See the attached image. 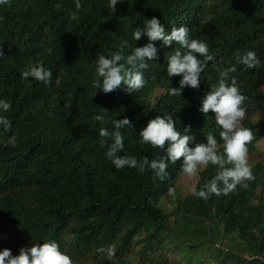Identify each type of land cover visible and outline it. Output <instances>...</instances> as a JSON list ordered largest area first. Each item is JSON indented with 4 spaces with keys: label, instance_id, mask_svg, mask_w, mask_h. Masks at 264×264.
Masks as SVG:
<instances>
[{
    "label": "trees",
    "instance_id": "trees-1",
    "mask_svg": "<svg viewBox=\"0 0 264 264\" xmlns=\"http://www.w3.org/2000/svg\"><path fill=\"white\" fill-rule=\"evenodd\" d=\"M80 3L79 10L76 0L0 5V100L11 105L0 110L11 122L9 130L0 125V251L15 256L34 242L56 241L74 264H264V161L251 165L247 188L199 198L195 192L220 171L208 165L193 193L175 196L169 189L183 174L182 160L169 163L163 181L147 168L117 169L106 156L111 139L99 136L100 127L111 130L113 120L127 117L134 128L120 130L119 155L161 158L167 145L152 148L138 134L157 115L172 114L179 131L191 126L189 147L206 144L212 134L222 151L214 114L199 109L219 71L234 65L228 83L235 79L248 97L241 123L253 131L247 147L255 151L264 138V123L255 119L264 115V0H119L115 12L109 0ZM152 17L169 34L186 26L191 38L207 44L215 59L206 62L200 87L170 95L181 77H168L165 57L176 44L155 41L158 60L144 71L142 89L129 93L122 85L104 94L94 88L97 57H127L147 44L133 32ZM248 50L259 66L236 64L234 54ZM31 66L50 70L51 82L22 79ZM96 115L105 117L103 124Z\"/></svg>",
    "mask_w": 264,
    "mask_h": 264
},
{
    "label": "clouds",
    "instance_id": "clouds-1",
    "mask_svg": "<svg viewBox=\"0 0 264 264\" xmlns=\"http://www.w3.org/2000/svg\"><path fill=\"white\" fill-rule=\"evenodd\" d=\"M119 0H109V7L115 12ZM8 3V0H0V5ZM76 9L82 5L80 0H76ZM71 18L77 19L76 13H72ZM190 30L186 26L173 27L170 34L166 32L165 26L156 17L146 19L143 28L137 27L133 32V39L137 42L146 36L148 43L142 47H135L127 57L119 53L111 57L99 55L96 59L97 79L93 81V87L102 90L104 94L126 86V90L137 92L142 89L146 80L144 71L148 69L149 62L158 60L157 48L153 42L163 41L165 46H171L175 42L176 47L166 54L168 77L180 76L179 87H171L170 95L182 96L184 88L198 89L200 87L201 74L206 62L215 58L209 54L208 46L205 42L193 39L189 34ZM127 46V41L123 42ZM178 46V47H177ZM4 57L2 45H0V58ZM200 57H203L202 61ZM236 64H242L247 69L260 65V60L255 51L248 50L244 53L237 51L234 54ZM124 61V63H121ZM235 66L219 71V82L217 86L210 89L202 98V107L199 109L205 116L209 112L214 114L217 127L220 129L219 138L223 142L222 151L218 140L212 135L206 136L207 143H197L195 147H189L191 141L195 139L190 135L191 126H185L183 132L176 127V120L172 114L157 115L148 121L147 125L139 132L141 143H147L152 148L166 147V156L149 159L144 156L142 160H137L133 156L119 155L124 149V137L121 129L125 127L134 128L133 123L125 117L112 121L113 128L109 130L100 127L99 136L111 139L106 156L112 161L117 169L125 166L136 168L143 173L146 168L152 170L161 181L169 175L167 169L169 163L176 164L182 160L181 169L188 176L196 174L198 168L202 166H217L220 171L211 180L205 183L204 188L195 195L204 200H208L212 194L216 196L228 195L236 190L238 185L248 187L247 181L254 180L251 166L249 165L248 147L254 140L253 131L242 126V121L246 116L245 102L248 97L243 95L237 86L235 79L228 83L229 73L234 72ZM21 78L27 80L33 78L36 81L48 84L51 82L52 72L43 66H31L21 73ZM11 109L10 103L0 100V110L5 112ZM108 112L107 109H102ZM96 121L104 123L103 115H96ZM0 125L5 130L11 128V122L4 116H0ZM169 193H174V189H169ZM109 255L114 253L110 250ZM0 264H74L72 258L60 250L56 241L34 242L30 247H22L18 255H12L10 249L0 251Z\"/></svg>",
    "mask_w": 264,
    "mask_h": 264
},
{
    "label": "rangeland",
    "instance_id": "rangeland-1",
    "mask_svg": "<svg viewBox=\"0 0 264 264\" xmlns=\"http://www.w3.org/2000/svg\"><path fill=\"white\" fill-rule=\"evenodd\" d=\"M161 92V90H157L156 95H159ZM255 119L258 123L260 122L261 125L264 123V115H255ZM248 155L250 166L258 161H264V138L257 143V148L255 151H248ZM203 167L204 166L198 168L196 174L193 176H188L187 174L183 173L174 187L173 194L177 196L193 193L197 186L198 173ZM171 199L172 198L168 197L165 201L169 203ZM227 243L230 244L229 242Z\"/></svg>",
    "mask_w": 264,
    "mask_h": 264
}]
</instances>
